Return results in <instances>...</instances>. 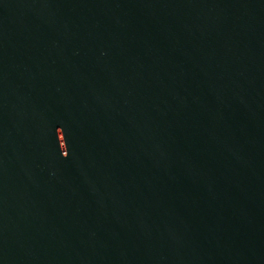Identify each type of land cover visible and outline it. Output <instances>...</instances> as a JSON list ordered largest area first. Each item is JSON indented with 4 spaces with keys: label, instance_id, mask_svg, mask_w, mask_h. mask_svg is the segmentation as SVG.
Wrapping results in <instances>:
<instances>
[{
    "label": "water",
    "instance_id": "95a60500",
    "mask_svg": "<svg viewBox=\"0 0 264 264\" xmlns=\"http://www.w3.org/2000/svg\"><path fill=\"white\" fill-rule=\"evenodd\" d=\"M0 264H264V0H0Z\"/></svg>",
    "mask_w": 264,
    "mask_h": 264
}]
</instances>
